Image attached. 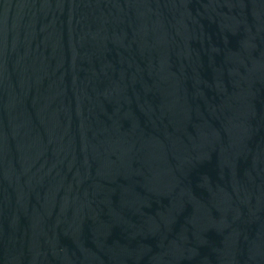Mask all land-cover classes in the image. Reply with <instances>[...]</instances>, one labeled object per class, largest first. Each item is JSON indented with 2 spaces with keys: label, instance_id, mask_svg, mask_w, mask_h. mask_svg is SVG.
Segmentation results:
<instances>
[{
  "label": "water",
  "instance_id": "water-1",
  "mask_svg": "<svg viewBox=\"0 0 264 264\" xmlns=\"http://www.w3.org/2000/svg\"><path fill=\"white\" fill-rule=\"evenodd\" d=\"M0 264H264V0H0Z\"/></svg>",
  "mask_w": 264,
  "mask_h": 264
}]
</instances>
